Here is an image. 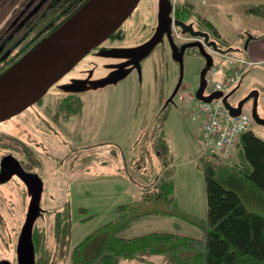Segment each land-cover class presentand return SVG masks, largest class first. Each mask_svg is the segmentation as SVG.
<instances>
[{
    "label": "rangeland",
    "instance_id": "374dc122",
    "mask_svg": "<svg viewBox=\"0 0 264 264\" xmlns=\"http://www.w3.org/2000/svg\"><path fill=\"white\" fill-rule=\"evenodd\" d=\"M168 2L190 9L189 21L200 23L202 17L210 21L235 49L229 51L233 55L248 59L251 52L244 51L248 41L264 36V20L244 11L264 5L262 0ZM42 3L0 0V41L13 34L22 18L38 10ZM162 6L161 0H140L118 29V37L106 39L80 60L39 104L0 123V134L19 138L23 141L19 146L32 154L28 161L14 152L12 144L0 150V156L9 150L23 165L29 162L26 169L34 172L41 183L32 227L44 232L43 249L37 250L35 259L42 257L45 264H69V254L54 243L57 212L67 215V246L72 249L111 221L118 204L139 200L150 190L162 169L161 160L152 149L158 135H163L169 150L178 209L199 219L206 216L198 147L202 121L197 117L195 104L186 105L180 96L194 94L201 86V72L211 67L220 69L224 60L198 42L173 49L174 37L163 54L158 49L154 51L156 43L145 47L149 42H144L149 37L148 26L155 19L160 22ZM163 17L171 22L168 11ZM220 80L213 74L200 97L207 98L210 85ZM253 91L257 92L258 116L264 120V64L255 63L249 68L229 101ZM68 95L74 96L75 111L67 121L52 122L46 106L52 109L56 101ZM78 99L82 101L80 110L76 107ZM248 107L242 112L249 114ZM250 130L264 141V124L252 121ZM33 190V182L18 177L0 186V261L27 263V252L20 245L19 236ZM143 224L144 228H139L142 230L131 229L136 225L128 227L122 236L150 231L201 235L198 227L175 218L152 217Z\"/></svg>",
    "mask_w": 264,
    "mask_h": 264
},
{
    "label": "trees",
    "instance_id": "16d2710c",
    "mask_svg": "<svg viewBox=\"0 0 264 264\" xmlns=\"http://www.w3.org/2000/svg\"><path fill=\"white\" fill-rule=\"evenodd\" d=\"M86 1L49 0L36 12L23 17L17 30L0 41V76L22 60ZM244 11L264 20V5L250 6ZM189 14L191 11L184 4L174 5V19L187 18ZM200 25L215 37L222 51L228 53L235 50L222 39L210 21L202 17ZM74 101L73 95L62 97L52 109L46 106L47 114H51L49 116L55 123L67 121L75 111ZM81 104L82 101L78 99L77 110H80ZM162 136H156L152 143L162 169L150 190L139 200L118 204L111 221L72 249L67 246V215L62 216L61 212H57L54 222L56 248L69 254V264H120L122 261L124 264H264V141L249 129L237 142V159L199 157L206 199V216L199 219L177 207L173 168L167 143ZM7 144H12L16 149L14 152L31 161L32 154L27 148L12 140ZM149 216L187 221L198 227L201 235L192 237L150 232L132 238L122 236L133 222ZM31 239L33 264H45L42 257L35 259L37 250L41 252L43 249L44 232L32 227Z\"/></svg>",
    "mask_w": 264,
    "mask_h": 264
},
{
    "label": "water",
    "instance_id": "95a60500",
    "mask_svg": "<svg viewBox=\"0 0 264 264\" xmlns=\"http://www.w3.org/2000/svg\"><path fill=\"white\" fill-rule=\"evenodd\" d=\"M161 1L163 5L164 0ZM139 2L140 0H87L81 5L22 60L0 76V123L19 115L41 100L47 91L72 70L80 60L114 34ZM163 13L162 9L158 33L145 47L157 43L164 30L169 35L170 21L163 17ZM173 24L181 28L183 32L190 33L191 36L203 37L205 42L208 39L206 33L193 32L191 26L182 21L176 20ZM205 71L201 72V86L195 92V97L208 102L216 95L207 98L200 97V92L205 88ZM233 92L223 98L224 107L229 113L232 116L239 115L242 105L252 98L251 118L256 124H264V120L259 118L256 112L257 92L249 93L235 107L228 102V98ZM9 174H14L18 178L31 181L34 184L26 219L19 236V243L27 252L26 264H33L34 249L31 229L37 213L41 183L36 175L26 173L13 160L2 162L0 183L6 181ZM0 264L9 263L0 261Z\"/></svg>",
    "mask_w": 264,
    "mask_h": 264
},
{
    "label": "built area",
    "instance_id": "2783aa9c",
    "mask_svg": "<svg viewBox=\"0 0 264 264\" xmlns=\"http://www.w3.org/2000/svg\"><path fill=\"white\" fill-rule=\"evenodd\" d=\"M221 57L224 60L222 69L212 68L206 75V81L210 82L213 74L219 72L222 74L221 80L213 82L209 87V95L216 96L208 102L196 100L193 95L185 98L180 96V100H185L186 105L195 104L197 117L202 121L198 139L200 154L227 159L236 147L240 136L249 130L251 118L245 113L232 116L224 107L223 98L240 83L254 63L231 55Z\"/></svg>",
    "mask_w": 264,
    "mask_h": 264
},
{
    "label": "flooded vegetation",
    "instance_id": "af4514ba",
    "mask_svg": "<svg viewBox=\"0 0 264 264\" xmlns=\"http://www.w3.org/2000/svg\"><path fill=\"white\" fill-rule=\"evenodd\" d=\"M49 1V0H42V5L38 8V10L45 5V3ZM167 1V4L165 3ZM166 4V5H165ZM162 9L164 10V12L166 11H169L171 10V5L169 4L168 0H164V3H163V7ZM37 11V10H36ZM34 11V12H36ZM33 12V13H34ZM155 17V16H154ZM176 20H179V21H182L183 23H185L186 25H190L191 28H192V31L193 32H198V33H206L208 35V39L207 41L205 42L204 41V38L203 37H200V36H191L190 33H187V32H183L181 30V28L175 26L173 24L174 21ZM122 26V25H121ZM147 27V26H146ZM158 28H159V22L155 19V22H152V24L150 26H148V33H149V37L147 40H145L144 42L146 41H150L153 37H155V35L158 33ZM120 30V29H119ZM119 30H117L113 35H111L109 37V39H113L115 37H118V32ZM172 37H174L175 40H173L172 42V48L173 49H179L181 48V46H184L185 47V43H201L203 44V46H205V48L211 53V54H214L216 56H218V50L221 49V45L218 44L217 40L215 39V37L209 32L207 31L205 28H203L200 23H198L197 21H189L188 18H182V19H174L173 17V20L172 22L169 24V35H167L166 31L164 30L162 32V34H160V37H159V40L157 41V43L155 44V48H154V51L156 49H158V52L160 54H163V52L166 51V47H167V44L170 43V39H173ZM171 44V43H170ZM194 52V49L193 51ZM8 51L6 52V54L4 56H2L1 58L4 59L5 56L7 55ZM213 67H211L210 69H207L205 71V74H204V78L206 77V75L211 71ZM205 70V69H204ZM207 86V81H206V84H205V87ZM235 92L232 93V95L234 94ZM195 94V92H194ZM192 94V95H194ZM231 95V96H232ZM230 96V97H231ZM229 97V98H230ZM246 97V96H245ZM245 97H242V98H238L236 101H232L230 102L229 99V103L232 105V106H236L237 103L241 100H243ZM41 100H39L40 102ZM248 105V109L249 111L252 109V106H253V99L250 98L248 99V101H246L243 105H242V110L243 108ZM256 112L258 114V111H257V104H256ZM18 116V115H17ZM51 121L53 122V119H51ZM3 133V132H2ZM6 136V137H5ZM2 138V139H1ZM13 141L17 144H21L23 143L22 140H20L19 138H16L15 136L13 135H7V134H0V150H4V146L6 145V141ZM9 153V154H8ZM8 153L5 154V155H1L0 156V168H1V164L2 162L6 161V162H11L12 160L15 161L19 166L20 168L25 171L26 173H30V174H34V172H31V171H28L26 169V167L28 166L27 162L26 164H22L21 161H19L14 155L10 154L9 150H8ZM26 158V157H25ZM27 165V166H26ZM35 175V174H34ZM14 177H17L15 176L14 174H9L8 177H7V180L4 181V182H1L0 183V186H2V184H4L5 182L9 181L11 178H14ZM1 261H5V260H1Z\"/></svg>",
    "mask_w": 264,
    "mask_h": 264
},
{
    "label": "crops",
    "instance_id": "0c3cea01",
    "mask_svg": "<svg viewBox=\"0 0 264 264\" xmlns=\"http://www.w3.org/2000/svg\"><path fill=\"white\" fill-rule=\"evenodd\" d=\"M258 1H260V0H258ZM262 1L264 3V0H262ZM244 51L247 54H248V52L249 53L251 52L249 54L250 57L248 59L247 58H244V59H247L250 62L258 63V65L259 64H264V36H262L260 38H253L250 41H248V43L246 44V48H245ZM237 156H238V148L236 147V149H234V151H233V153L231 155V158H233L235 160V159H237ZM138 189L140 190V187H138ZM131 201H133V200H131ZM131 201H128V202H131ZM152 217H162L163 218V216H149V217H145V218H142V219H139V220L133 222L129 226V228L132 227L133 225H136V226H133V228H131V229H136V231L137 230H142V229H139V228H144V224H143L144 221L149 220V219H152ZM165 218H167V217H165ZM144 232H147V231H144ZM150 232H156V231H150ZM150 232H147V233H150ZM147 233H142L140 235H144V234H147ZM140 235H136V236H140ZM136 236H133V237H136ZM127 238H132V237H127Z\"/></svg>",
    "mask_w": 264,
    "mask_h": 264
}]
</instances>
